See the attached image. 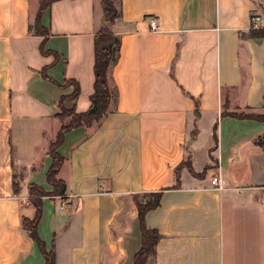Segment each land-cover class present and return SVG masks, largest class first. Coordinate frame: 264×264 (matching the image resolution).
Segmentation results:
<instances>
[{
    "label": "crops",
    "instance_id": "0c3cea01",
    "mask_svg": "<svg viewBox=\"0 0 264 264\" xmlns=\"http://www.w3.org/2000/svg\"><path fill=\"white\" fill-rule=\"evenodd\" d=\"M38 7L0 0V264H45L22 226L36 213L29 188L52 191L57 103L73 90L64 80L77 82L75 111L86 112L104 23L101 0L54 2L42 17L50 51L42 55L43 39L29 29ZM120 8L110 27L119 56L108 71L116 98L99 123L64 134L65 192L40 199L38 238L54 264H133L137 204L160 193L144 216L160 235L148 264H264V122L231 115L264 112V38L246 37L262 27L264 0H120Z\"/></svg>",
    "mask_w": 264,
    "mask_h": 264
},
{
    "label": "trees",
    "instance_id": "16d2710c",
    "mask_svg": "<svg viewBox=\"0 0 264 264\" xmlns=\"http://www.w3.org/2000/svg\"><path fill=\"white\" fill-rule=\"evenodd\" d=\"M60 0H38V12L34 19L30 31L35 36L42 37L40 53L42 55L50 54V51L44 48V44L49 36L47 28L42 24V17L50 6ZM101 0L104 12V24L94 37L93 51V92L90 95V107L86 112L76 113L75 103L79 96V86L74 80H64L63 86L72 87V92L62 95L57 103L56 117L61 123L56 138L49 145L48 154L51 159V165L46 174V181L52 187L50 193H46L37 186L29 188V195L35 206L36 213L33 220H23L22 226L28 231L30 237L35 242L40 253L42 254L45 264H54L53 250L46 251L43 243L36 234V225L41 215L40 199L47 196H61L65 192V185L57 179V173L63 163V159L57 152L58 147L62 144L64 134L72 129L79 127H90L93 123H99L108 113V107L111 101L116 98V89L111 88L108 82V71L113 67L119 56V39L112 34L110 27L121 17L120 0ZM107 24V25H106ZM247 38H264V26L258 29L250 28ZM195 111H198V102L194 100ZM264 108V106H263ZM233 117L240 119H256L264 122V112L262 115L254 114H231ZM66 121V122H65ZM261 139H264V134ZM263 146V143H260ZM147 196L152 201L137 204L138 222L141 233V246L133 257V264H146L149 257H155L156 245L160 235L155 230H149L144 225V216L148 211L154 210L159 206L160 193H151Z\"/></svg>",
    "mask_w": 264,
    "mask_h": 264
},
{
    "label": "built area",
    "instance_id": "2783aa9c",
    "mask_svg": "<svg viewBox=\"0 0 264 264\" xmlns=\"http://www.w3.org/2000/svg\"><path fill=\"white\" fill-rule=\"evenodd\" d=\"M251 20L256 21V19L254 17H252ZM150 29L152 31L158 30V25H157L155 20H152V19L150 20ZM210 183H211L212 188H214L215 190L222 191L224 189L223 183L220 180V178H218V177H213L211 179ZM262 198H263V202H264V188H263ZM60 199L62 200L63 196H60ZM65 207H66V203L64 201H62L59 204L60 210H63Z\"/></svg>",
    "mask_w": 264,
    "mask_h": 264
},
{
    "label": "rangeland",
    "instance_id": "374dc122",
    "mask_svg": "<svg viewBox=\"0 0 264 264\" xmlns=\"http://www.w3.org/2000/svg\"><path fill=\"white\" fill-rule=\"evenodd\" d=\"M115 3H118V1L117 0H115ZM264 20V19H263ZM259 24H261V26L263 27L264 26V21H262V22H260ZM260 26V25H259ZM258 26V27H259ZM261 28V27H260ZM66 122V121H65ZM149 201H152V198L150 197V196H146L145 198H144V200L142 201V204H144V203H147V202H149ZM153 257H149L148 258V260H147V262H146V264H148V262H149V260L150 259H152Z\"/></svg>",
    "mask_w": 264,
    "mask_h": 264
},
{
    "label": "water",
    "instance_id": "95a60500",
    "mask_svg": "<svg viewBox=\"0 0 264 264\" xmlns=\"http://www.w3.org/2000/svg\"><path fill=\"white\" fill-rule=\"evenodd\" d=\"M104 24V23H103ZM107 25V24H106Z\"/></svg>",
    "mask_w": 264,
    "mask_h": 264
}]
</instances>
